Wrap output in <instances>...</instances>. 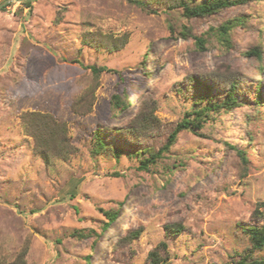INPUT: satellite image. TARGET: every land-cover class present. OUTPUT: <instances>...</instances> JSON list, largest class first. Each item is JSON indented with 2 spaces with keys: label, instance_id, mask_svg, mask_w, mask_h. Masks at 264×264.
Here are the masks:
<instances>
[{
  "label": "rangeland",
  "instance_id": "1",
  "mask_svg": "<svg viewBox=\"0 0 264 264\" xmlns=\"http://www.w3.org/2000/svg\"><path fill=\"white\" fill-rule=\"evenodd\" d=\"M226 22L232 23L229 42L218 38ZM182 24L204 39V47L181 35ZM116 39L126 40L112 50ZM255 48L264 58V0H246L197 20L166 10L163 0L146 9L127 0L3 5L0 262L25 251V264H148L149 251L161 241L167 245L161 264L264 259V246L253 250L240 228L264 218V59L258 62L262 71L254 72L257 58L248 52ZM91 64L116 71L94 76L86 67ZM210 73L240 74L238 105L212 113L199 134L180 131L168 153L140 170L138 153L159 149L192 109L189 77L209 83L214 99L224 98L226 88L213 86L205 76ZM115 92L125 95L124 109H112ZM144 101L156 120L134 139L117 133L148 110ZM29 111L66 123V159L45 162L36 153L21 123ZM98 126L103 142L121 149L118 159L92 155ZM109 208L117 214L102 229V210ZM171 223L183 230L166 238L163 226ZM137 229L140 235L131 242L121 240Z\"/></svg>",
  "mask_w": 264,
  "mask_h": 264
},
{
  "label": "trees",
  "instance_id": "2",
  "mask_svg": "<svg viewBox=\"0 0 264 264\" xmlns=\"http://www.w3.org/2000/svg\"><path fill=\"white\" fill-rule=\"evenodd\" d=\"M130 3L141 6L142 8H148L149 3L154 1L161 0H127ZM166 5V10H174L179 9L180 15L185 19H202L204 17H209L214 15L222 8H226L233 5H239L244 3L246 0H193L192 3L189 0H163ZM28 6L31 2H25ZM232 27L231 22H226L221 25L218 33V38L222 41L229 42V30ZM181 35L190 36L195 42V44L202 48L204 47V39L202 37H198L197 35H192L189 33L187 27L184 24L181 25ZM126 40V39H125ZM125 40L118 41V39L114 40L112 45L109 47L112 50H117L120 44H123ZM102 41V40H99ZM261 51L257 48L250 50L248 53L254 55L257 60L253 66L254 72L262 71V68L258 66L259 60H263ZM90 69L91 73L94 76L99 75L102 72H115L116 70L112 68H108L105 65H95L91 64L86 66ZM264 70V68H263ZM207 76L212 85L219 87H225V95L224 98L214 99V95L211 93L212 87L209 83L202 82L198 77H189V82L187 84V88L194 92L191 95L195 98L192 103V109L189 112H186L185 115L181 118L179 122L168 132L166 136L165 142L160 146L159 149H145L138 153L139 156V165L138 168L140 170H149V166L155 164L158 159H161L165 153H168L175 143L177 135L182 130H190L195 134H199L197 131L204 127V124L207 118L211 117L212 113L218 112L220 108H232L238 105V96L240 93V80L242 77H239L240 74L235 73V76L228 77H220L219 75L213 74H205ZM202 76V77H205ZM239 77V78H238ZM259 83L255 86V91L259 92ZM178 92L181 95H184L181 89H178ZM190 97V95H186ZM189 99V98H187ZM255 101L257 105H261L262 101L260 97H255ZM145 102V106L148 109L149 105L147 101ZM127 100L125 95H119L118 93H113L110 97V105L113 110H121L125 108L127 104ZM142 108V107H141ZM143 112V111H142ZM138 113L132 125H129L124 131L119 130L117 133H123L124 135H131L133 139L135 137H139L143 135V131L147 128V125L156 120V118L152 114V110H146L143 114ZM21 123L26 134L31 136L34 140V147L36 153L45 161H49L51 158H59L66 159L70 153V143L67 139V128L65 122L58 121L53 115L38 112V111H29L24 112L21 115ZM93 144L91 148L92 155L97 154H109L116 159H118L121 154V149L113 148L110 145H107L103 142L101 137V128L100 126L96 127L93 131ZM231 147V146H230ZM237 152L245 162V153L242 150H238ZM145 153H148V156H144ZM243 169V168H242ZM264 205V202L260 203ZM106 221L102 224V229H105L107 225L112 222L116 217V210L109 208L107 210H102ZM259 211L256 210V213ZM261 215V213H258ZM241 232L248 235L250 241L252 242L253 250L259 249L264 246V218L259 219V223L250 226H240ZM164 234L166 238L172 237L174 234L181 233L183 230V226L180 223H171L163 226ZM140 229L137 230H127V234L121 238L124 242H131L134 238L140 235ZM90 233H93L92 230L87 232L78 231L77 236L82 237L86 236ZM166 242H159L153 249H151L147 255L148 264H161L166 260V257H163L162 254L166 252ZM25 251L18 254L15 260L11 262H0V264H25L24 261ZM233 264H264V259H248L241 258L236 260Z\"/></svg>",
  "mask_w": 264,
  "mask_h": 264
},
{
  "label": "water",
  "instance_id": "3",
  "mask_svg": "<svg viewBox=\"0 0 264 264\" xmlns=\"http://www.w3.org/2000/svg\"><path fill=\"white\" fill-rule=\"evenodd\" d=\"M7 2H9V0H3L2 2H0V8L5 5Z\"/></svg>",
  "mask_w": 264,
  "mask_h": 264
}]
</instances>
